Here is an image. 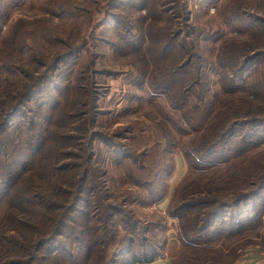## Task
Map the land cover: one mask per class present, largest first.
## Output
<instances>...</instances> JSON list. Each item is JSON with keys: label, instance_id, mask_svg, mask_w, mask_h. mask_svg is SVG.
<instances>
[{"label": "rangeland", "instance_id": "374dc122", "mask_svg": "<svg viewBox=\"0 0 264 264\" xmlns=\"http://www.w3.org/2000/svg\"><path fill=\"white\" fill-rule=\"evenodd\" d=\"M1 15L5 18L0 22V71H5L2 58H32L30 46L48 60L65 50L60 66L52 72V85L60 84L63 96L73 78L64 99L67 116L82 113L84 118L83 113L92 110L85 117L93 113L97 121L94 128L89 127L100 133H118L114 136L121 145L117 151H133L139 158L131 164L133 175L151 181L154 190L163 188L162 197L152 202L149 191L125 181L128 169L114 163L107 152L109 146L98 140L94 150L105 151V162L95 165V195L102 191L101 200L106 203L123 198V210L135 221L136 233L145 236L146 242L163 245L172 264H188L191 247L182 243L180 220L168 215L169 207L193 197L231 201L256 189L257 197L251 202H259L257 208H262L264 96L257 100L250 93L259 89L264 95V64L259 54L264 49V0H20L17 4L0 0ZM132 40L143 44L146 61L139 51L130 50ZM26 45L28 51L22 50ZM189 57V69L181 71L178 66ZM245 69L248 86L229 91V76ZM153 83L160 87L157 92L150 88ZM7 87L9 83L0 82V92ZM44 93L35 101L43 112L52 100L51 89ZM245 102L252 109L259 104L263 107L246 109ZM240 105L244 107L234 109L230 118L255 114L259 121L240 127L226 151H221V145L214 151L228 156L221 163L227 165L208 173L194 170L200 164L202 134L210 130L207 123ZM67 116L62 124L70 128L79 124V119L68 120ZM196 123L199 130L194 129ZM182 127L186 130L180 138ZM81 128L70 133L75 137L73 143L82 146L76 149L69 144V151H90L84 125ZM243 133L245 139L254 138L239 152ZM183 145L189 151H183ZM141 164L144 169H139ZM206 207L211 206H200L201 213ZM198 219L191 220L193 227L200 225ZM224 237L209 243L211 250L221 251L209 252L221 264H264L263 218L257 227Z\"/></svg>", "mask_w": 264, "mask_h": 264}, {"label": "trees", "instance_id": "16d2710c", "mask_svg": "<svg viewBox=\"0 0 264 264\" xmlns=\"http://www.w3.org/2000/svg\"><path fill=\"white\" fill-rule=\"evenodd\" d=\"M9 1L17 4L20 0ZM2 18L5 17L1 15L0 22ZM137 43L132 40L130 48H134L130 50L139 51L140 58L146 61V49ZM30 48L32 58L20 56L2 58L1 61L5 71H0V82L9 83L10 87L0 92V264H145L165 257L163 245L146 242L145 236L136 233L135 221L123 210V198L121 202L106 203L101 200L102 191L95 195V165H104L105 162V151L98 153L94 150L98 140L109 146L107 152L114 163L128 169L125 181L149 191L148 198L152 202H158L162 197L163 188L154 190L150 186L151 181L136 177L135 172L133 175L131 164H136L139 158L133 151H117L121 148L120 143L115 142L114 136L118 133H100L89 127L90 124L94 128L97 121L93 113L92 117H85L92 110L83 113L84 118L82 113L67 116L64 99L73 78L66 84L63 96L60 95L61 85H52V72L60 66L65 50L48 60L40 58L32 46ZM28 49L29 45L22 48ZM259 54L263 56L264 64V49ZM191 62L192 57H189L178 68L187 71ZM226 69L224 66L223 70ZM225 73L227 75L228 70ZM247 74L246 69L240 74H231L232 84L228 90L246 88ZM196 82H199L198 77ZM150 88L155 92L160 89L156 83L150 84ZM48 89H51L52 100L44 105L43 112L35 101ZM208 90L206 87L204 91ZM250 94L257 100L264 96L259 89ZM184 99H187L185 95ZM244 105L246 109H252L250 102ZM241 106H231L214 123H207L210 130L202 134L205 139L200 144V164H196L197 169L194 170L208 173L227 165L221 163L226 162L228 156L222 152L216 155L214 151H218L219 145L221 151H226L228 146H232L240 127L259 121L255 114L251 118H230ZM262 107L259 104L252 110ZM210 114L213 115V110ZM64 116L68 120L79 119V124L71 128L62 124ZM81 125H84V140L90 151H69L71 146L76 149L82 146L81 143H73L75 137L70 133L73 128L82 130ZM194 125V129L199 130L198 124ZM185 130L181 128L180 138H183ZM241 135L239 152L247 147V140L254 138L245 139L246 133ZM181 149L189 151L188 145L181 146ZM99 154L104 157L99 158ZM139 169H144V166L141 164ZM256 193V189L246 191L231 201L221 202L192 196L168 208V215L180 220L182 243L191 247L188 264H221L216 255H209V252L218 254L221 251L211 250L209 243L224 240L225 234H242L261 223L264 204L258 209L259 202H251V198L257 197ZM200 206L211 207H206L207 211L202 210L201 213ZM197 217L201 223L193 227L191 220Z\"/></svg>", "mask_w": 264, "mask_h": 264}, {"label": "crops", "instance_id": "0c3cea01", "mask_svg": "<svg viewBox=\"0 0 264 264\" xmlns=\"http://www.w3.org/2000/svg\"><path fill=\"white\" fill-rule=\"evenodd\" d=\"M147 264H172V262L171 259H168L167 257H163L153 261L152 263H147Z\"/></svg>", "mask_w": 264, "mask_h": 264}]
</instances>
